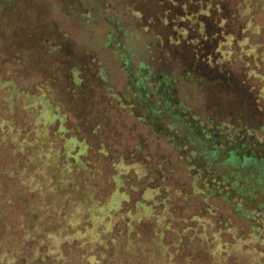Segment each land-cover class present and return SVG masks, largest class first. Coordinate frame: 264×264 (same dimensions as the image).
<instances>
[{
	"label": "rangeland",
	"instance_id": "1",
	"mask_svg": "<svg viewBox=\"0 0 264 264\" xmlns=\"http://www.w3.org/2000/svg\"><path fill=\"white\" fill-rule=\"evenodd\" d=\"M249 3L254 27L245 26V17L229 16L232 34L219 33L212 60L200 61L184 60L181 45L166 40L171 29L152 17L154 6L162 9L159 0H0V79L25 89L10 104L13 90L0 87L2 114L12 120L8 132L0 131V203L20 189L68 187L79 175L76 169L89 160L101 193L112 188L108 179L114 167L150 173V184L165 188L161 197L181 218L182 229L192 226L182 231L184 241L194 227L224 242L241 239L235 230L250 231L252 221L220 197L208 192L203 197L191 166L172 143L178 137L157 132L145 110L136 106L132 79L144 78L154 91L148 75L168 76L190 119L205 126L212 121L245 125L264 139V77L250 72L264 75V0ZM187 71L198 78L191 79ZM43 96L58 106L64 123L59 125ZM49 122L55 123L47 130ZM15 127L20 129L17 146L10 140ZM178 134L201 145L186 123H180ZM72 155L83 166L71 163ZM63 171L71 175L66 178ZM126 177V185L147 180L134 171ZM252 236L243 251L258 252L264 261V239ZM184 249L192 250L188 245ZM198 255L196 264H210L205 253Z\"/></svg>",
	"mask_w": 264,
	"mask_h": 264
},
{
	"label": "trees",
	"instance_id": "2",
	"mask_svg": "<svg viewBox=\"0 0 264 264\" xmlns=\"http://www.w3.org/2000/svg\"><path fill=\"white\" fill-rule=\"evenodd\" d=\"M227 1L223 6L216 0H159L162 9L154 6L152 17H158L171 29L164 35L169 43L184 44L180 46L184 60L190 57L210 61L218 34H232L229 16L245 17V26L254 27L249 0H236L230 6ZM214 11H218V17L213 20ZM150 32L155 36L154 30ZM141 68L146 69L142 62ZM250 72L264 77L253 69ZM186 74L191 79L198 78L190 71ZM148 76L151 85L155 84L154 91L149 90L144 78L132 79V97L138 109L145 110L146 120L157 132L178 137L172 143L191 166L198 180L194 186L204 193L203 197L208 192L209 196L228 201L234 211L252 221L251 230H235L232 226L243 237L236 242H224L219 237L199 234L198 227H194L193 235L184 241L182 231L192 226L187 224L182 229L181 218L171 206L168 210L167 197H161L165 188L160 184L152 186L148 180L150 173L143 176L134 168L114 167L108 179L113 186L101 193L95 183V165L88 160L83 166L74 154L70 162L83 167L76 169H80L76 173L79 175L70 186L20 189L12 199L0 203V264H196L198 252L205 253L210 264H264L258 252L243 251L245 242L253 240L252 235L264 239V139L245 125L215 121L212 125H200L182 110L173 89L175 80L164 75ZM4 84L9 92L13 90L7 101L16 104L18 94L25 89L15 81L0 79V87ZM153 94L158 96L156 102L150 101ZM43 100L59 125L64 123L65 116L58 106L47 96ZM2 113L0 106V131L4 133L12 128V120ZM53 123H47L45 128L50 129ZM180 123L187 124L192 137L201 145L188 135L179 136ZM13 131L11 144L17 146L20 129L15 127ZM128 171L147 180L142 185L141 181L138 185H126ZM67 174L71 175L62 172L66 178ZM168 235L171 237L167 238ZM186 245L192 250L184 249Z\"/></svg>",
	"mask_w": 264,
	"mask_h": 264
}]
</instances>
